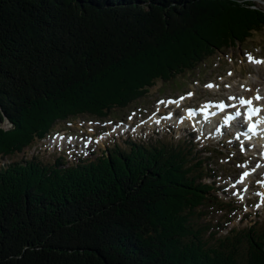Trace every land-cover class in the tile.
Masks as SVG:
<instances>
[{
    "label": "trees",
    "instance_id": "obj_1",
    "mask_svg": "<svg viewBox=\"0 0 264 264\" xmlns=\"http://www.w3.org/2000/svg\"><path fill=\"white\" fill-rule=\"evenodd\" d=\"M263 29L253 0H0V126H15L0 129V161L54 127L42 104H58L60 121L106 117ZM148 52L162 61L114 76ZM124 143L68 164L0 162V264H264V225L216 236L195 221L225 206L203 181L209 150L183 137Z\"/></svg>",
    "mask_w": 264,
    "mask_h": 264
},
{
    "label": "rangeland",
    "instance_id": "obj_2",
    "mask_svg": "<svg viewBox=\"0 0 264 264\" xmlns=\"http://www.w3.org/2000/svg\"><path fill=\"white\" fill-rule=\"evenodd\" d=\"M253 1L257 8L264 11V0ZM235 43L234 48L223 49L224 51L205 58L194 69H187L178 75L174 73L167 81L156 80L155 84L148 89L144 98L131 102L125 107L111 109L110 114L106 117L93 116L95 118H89L77 114V116H67L63 121H60V106L58 104L53 109L42 104L41 107H45V113L49 116L41 119H47L44 122H49L52 117H55V122L52 124L54 127L49 128L47 130L48 133L44 137L33 141L21 153L4 157L0 162L21 161L30 159L33 156H38L44 162H53L58 156H63V160L66 163L78 161L79 159L92 160L102 154L103 150L105 152L107 148L115 144L125 145L124 141L127 139L136 142H154L161 139L164 141H177L183 137L195 145L202 156L209 157L207 150L212 153L208 164H203V166L207 170H209L208 168L212 169L213 174L205 177L203 181L209 183L214 181L212 192L219 199V202L225 203V206L220 208L216 202L211 201L198 208L197 212L200 216L195 217L197 225L205 227V230L209 228V232L216 231V236H221L220 234H224L232 227L242 230L244 226L264 225V203L261 211L255 213L252 206L250 207L239 200L245 199L246 197L244 196L251 189L247 198L251 199V203L256 202L258 194L257 192L255 193L256 176L250 177L252 183L250 187V182L247 180L248 175H244V173L248 172V168H245L246 165L242 163L250 161L247 155L251 156L252 159L256 158V160H259L260 156L263 157L262 151L260 153L244 154L241 148L242 143L236 142L228 135L220 136L221 138H211L209 135L201 134V130L200 132L189 134L191 130L188 132L184 129L185 124H180L178 119L177 121L172 119L171 121L162 120L158 122L153 117L147 122L143 121V117L146 114L157 109L161 110L162 114L170 113L167 110L170 104L158 102L159 99H165L166 97L185 95L187 106L192 104L197 106L212 99L221 100V98L233 93H238V96L246 94L248 97V95L253 96L254 92L261 91V88H264V82L261 85L257 84L262 82L260 77H264V69H257L256 66L264 64L251 62L249 56L253 57L254 60L264 61V29L255 32L251 39L242 46L238 45L237 41ZM150 54L148 52L142 57L140 56L142 61L137 60L138 62L129 64L125 69L123 67H114V76L125 73L127 69L140 68L141 62L148 66L145 69H138L141 70V73H144V70L149 69L150 64L154 65L155 61H162V58H159L160 56L153 57L150 60ZM117 70L119 71L117 72ZM112 76L113 74H109L107 77V74H105L103 77L99 76L98 79L100 78L106 82L109 79L111 80ZM207 85L213 86L207 87ZM86 90L73 91L74 94L76 91L78 92L76 97L78 100L76 102L83 103L91 98V91L86 92ZM82 93H85V95L79 96ZM64 97L70 96H62V98ZM133 111H136L139 115L134 120L130 119V113L132 114ZM193 114L195 113L187 112L184 115L191 117ZM140 116L141 118H139ZM151 116L154 115L152 114ZM196 116L198 117V115ZM14 128L15 126L7 119L0 126L4 137L10 135ZM24 132L25 129L20 133ZM2 136L0 135V147L5 145V139L4 137L1 138ZM14 137L17 138L20 135H15ZM80 152L82 154L76 157L78 156L77 153L79 154ZM242 177L243 179L241 180ZM258 191L264 195L262 186L258 188ZM230 206L232 208H229ZM225 223H229L228 226L219 232V226Z\"/></svg>",
    "mask_w": 264,
    "mask_h": 264
},
{
    "label": "snow or ice",
    "instance_id": "obj_3",
    "mask_svg": "<svg viewBox=\"0 0 264 264\" xmlns=\"http://www.w3.org/2000/svg\"><path fill=\"white\" fill-rule=\"evenodd\" d=\"M249 60L251 62H254V63H258V64H264V61H258V60H254L253 57L249 56ZM213 85H207V87H212ZM191 95V94H189ZM261 97H257V99H260ZM181 99H183V97H181ZM163 103V102H161ZM170 103H175V101H170ZM240 103L241 104H247V105H251L252 104V101L251 100H245V99H241L240 100ZM221 108L224 107L223 104L220 105ZM259 109H253V108H249V118L251 117V115H254L256 112H258ZM237 115H239V113H237ZM244 175H248V173H244ZM243 179V177L241 178V180Z\"/></svg>",
    "mask_w": 264,
    "mask_h": 264
},
{
    "label": "bare ground",
    "instance_id": "obj_4",
    "mask_svg": "<svg viewBox=\"0 0 264 264\" xmlns=\"http://www.w3.org/2000/svg\"><path fill=\"white\" fill-rule=\"evenodd\" d=\"M257 67V69L259 68V69H261V70H263L264 69V65H260V66H256ZM262 80V82H258V84L257 85H261V84H263V82H264V77H260V81ZM241 81V80H240ZM240 83V82H239ZM262 90H264V88L262 89ZM243 96H246V98H245V100L247 99V95L245 94H243ZM249 96V95H248ZM250 98L249 99H254V96H249ZM263 98H264V96H263ZM177 123V122H176ZM180 123V122H179ZM181 124V123H180ZM230 125V124H229ZM239 131H240V129H239ZM210 132H212V131H210ZM239 133V132H238ZM240 134V133H239ZM56 140V139H55ZM247 148H250V147H247Z\"/></svg>",
    "mask_w": 264,
    "mask_h": 264
}]
</instances>
